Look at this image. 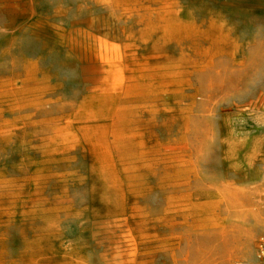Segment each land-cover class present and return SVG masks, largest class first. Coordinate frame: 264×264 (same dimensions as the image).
I'll return each mask as SVG.
<instances>
[{
  "label": "rangeland",
  "instance_id": "obj_1",
  "mask_svg": "<svg viewBox=\"0 0 264 264\" xmlns=\"http://www.w3.org/2000/svg\"><path fill=\"white\" fill-rule=\"evenodd\" d=\"M262 237L264 0H0V264H264Z\"/></svg>",
  "mask_w": 264,
  "mask_h": 264
},
{
  "label": "bare ground",
  "instance_id": "obj_2",
  "mask_svg": "<svg viewBox=\"0 0 264 264\" xmlns=\"http://www.w3.org/2000/svg\"><path fill=\"white\" fill-rule=\"evenodd\" d=\"M110 82V81H109ZM105 82V83H102L101 84V87H100V90L99 91H101V94H103V97H104V99L105 100H108L109 99V96L107 95L109 92H111L112 90H114L115 89V84L113 83V82ZM110 100V99H109ZM92 116V114L89 116V118ZM141 144H143V145H145L146 146V144H144V142L143 143H141ZM115 148V147H114ZM141 148H142V146H141ZM132 150H131V154H132ZM129 153H130V151H129ZM134 153V152H133ZM134 154H136V152L134 153ZM130 154H128V156H129ZM133 156V155H132ZM136 157V156H135ZM125 158V157H124ZM129 158V157H128ZM132 158H134V157H132ZM137 158H139V157H137ZM126 159V158H125ZM130 159V158H129ZM121 161V160H120ZM202 209H203V205H200V206H198V214H196V215H199V213H201L202 212ZM196 219H199V218H196ZM128 237V236H127ZM123 239V238H122ZM124 243V242H123ZM123 247V246H122Z\"/></svg>",
  "mask_w": 264,
  "mask_h": 264
},
{
  "label": "built area",
  "instance_id": "obj_3",
  "mask_svg": "<svg viewBox=\"0 0 264 264\" xmlns=\"http://www.w3.org/2000/svg\"><path fill=\"white\" fill-rule=\"evenodd\" d=\"M257 257L264 261V237L260 238L257 245ZM244 264V263H238Z\"/></svg>",
  "mask_w": 264,
  "mask_h": 264
},
{
  "label": "crops",
  "instance_id": "obj_4",
  "mask_svg": "<svg viewBox=\"0 0 264 264\" xmlns=\"http://www.w3.org/2000/svg\"><path fill=\"white\" fill-rule=\"evenodd\" d=\"M264 262V261H263Z\"/></svg>",
  "mask_w": 264,
  "mask_h": 264
}]
</instances>
